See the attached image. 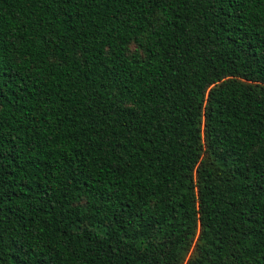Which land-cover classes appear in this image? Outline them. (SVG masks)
<instances>
[{"label":"trees","instance_id":"1","mask_svg":"<svg viewBox=\"0 0 264 264\" xmlns=\"http://www.w3.org/2000/svg\"><path fill=\"white\" fill-rule=\"evenodd\" d=\"M0 264H264V0H0Z\"/></svg>","mask_w":264,"mask_h":264}]
</instances>
